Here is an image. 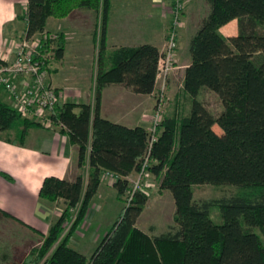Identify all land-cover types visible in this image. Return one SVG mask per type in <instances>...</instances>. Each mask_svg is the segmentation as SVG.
Returning <instances> with one entry per match:
<instances>
[{
    "label": "trees",
    "instance_id": "16d2710c",
    "mask_svg": "<svg viewBox=\"0 0 264 264\" xmlns=\"http://www.w3.org/2000/svg\"><path fill=\"white\" fill-rule=\"evenodd\" d=\"M207 1L211 10L190 41L192 63L185 72L190 113L164 117L151 146L150 130L103 117L101 101L103 90L113 84L138 94L154 93L161 56L157 46H121L108 52L110 0H29L27 10L18 14L28 37L44 32L50 18L63 19L80 8L102 16L95 102L60 103L55 116L61 132L78 146V166L89 167L88 177L44 179L40 197L52 203L63 200L65 208L23 264H264V240L254 230L264 235V0ZM235 19L239 33L222 34L221 28ZM64 51L62 40L56 58ZM203 89L219 96L220 113L199 98ZM18 126L23 143L27 130L40 124L22 118L0 98V131ZM148 152V170L159 179L161 191L172 192L176 208L175 224L154 237L137 227L147 195L128 197V177L141 169ZM104 170L119 175L113 186L119 199L129 203L88 257L71 240L86 219ZM199 184L234 185L243 192L198 201L194 186ZM214 205L220 206L223 222L211 217ZM74 210L77 218L62 237Z\"/></svg>",
    "mask_w": 264,
    "mask_h": 264
},
{
    "label": "crops",
    "instance_id": "0c3cea01",
    "mask_svg": "<svg viewBox=\"0 0 264 264\" xmlns=\"http://www.w3.org/2000/svg\"><path fill=\"white\" fill-rule=\"evenodd\" d=\"M28 1L0 0V58L13 57L14 54L7 46L8 42L16 41L26 34V23L18 18V14L27 10ZM186 1L190 3L196 0ZM171 4V0H110L107 51L111 52L121 46L150 43L162 52L172 21ZM79 10V16H75L74 12ZM74 12L66 18L52 17L48 21L46 30L59 32L63 40L65 39L64 55L62 58L55 57V61L51 62L49 80L62 92L61 103H92L94 95L86 87L82 75L87 73L84 71L90 38L86 32L87 25L91 17L96 21L98 14L87 8ZM73 17L82 20L80 31L74 25L76 21H72ZM186 20L187 23L179 35L177 68L170 77V85L177 79L182 87L186 69L192 63L190 41L201 24L199 21L196 23L190 16H186ZM221 32L225 36L237 35L239 21L235 19L229 22L221 28ZM74 34H78L74 36L78 37L77 40H74ZM74 41L77 45L73 46ZM156 93L157 90L152 94H138L132 88L121 84L107 86L102 93V116L131 128L143 126L150 130ZM212 93L219 98L216 93ZM0 98L11 106V98L2 86ZM179 99L180 97H176L177 105ZM222 110L223 104L220 100L219 113ZM21 128L18 126L9 131H0V264H23L28 255L43 243V235L49 233L52 225L62 215L65 208L63 200L52 203L40 197L44 179L56 176L74 181L82 173L78 166V146L59 127H31L27 130L23 143L18 141ZM13 130L16 137L3 135L10 134ZM113 201L116 205H113ZM118 201L115 187L102 180L90 207V212L94 213L93 218H97V221L101 219L104 223L110 212L119 213L121 207L117 205ZM104 235L99 236L100 240ZM92 240L93 237H77L76 240L72 239L71 245L88 256L93 254L100 242L96 238Z\"/></svg>",
    "mask_w": 264,
    "mask_h": 264
},
{
    "label": "built area",
    "instance_id": "2783aa9c",
    "mask_svg": "<svg viewBox=\"0 0 264 264\" xmlns=\"http://www.w3.org/2000/svg\"><path fill=\"white\" fill-rule=\"evenodd\" d=\"M171 1L172 21L167 43L158 62L156 105L152 115L150 146L157 139L156 132L168 106L170 77L177 68L179 35L181 27L185 25V0ZM58 38V33L47 30L31 37L24 34L18 42H11L10 51L14 56L0 58V86L9 94L11 107L22 118L36 121L45 128L62 127V124L56 122L55 116L63 94L49 80L50 61L56 57V47L52 46V42ZM149 154L150 152L141 169L136 172V179L128 177L131 183L128 191L129 201L143 191V181L150 172ZM102 178L113 185L119 175L106 171Z\"/></svg>",
    "mask_w": 264,
    "mask_h": 264
},
{
    "label": "rangeland",
    "instance_id": "374dc122",
    "mask_svg": "<svg viewBox=\"0 0 264 264\" xmlns=\"http://www.w3.org/2000/svg\"><path fill=\"white\" fill-rule=\"evenodd\" d=\"M186 2V7H185V16H184V24L187 23L186 16L192 17V20H194L196 23L202 22V20L208 16L210 13V4L208 3L207 0H196V1H190ZM95 11V10H93ZM79 12H74L75 16H79ZM96 14H98L97 20L94 21L93 17H91L89 25H87V34L90 37L88 39V50H87V65L84 69L86 75H82V79H84V82H86V87L90 88V91H92V99L94 100L92 103L95 102V84H96V73H97V62H98V55L100 51L99 47V40H100V31H101V13L95 11ZM187 14V15H186ZM74 16V17H75ZM73 17V22L76 23L74 24L76 26V29L78 31L81 30V22L82 20L77 17ZM53 19V18H51ZM58 19V18H56ZM75 19V20H74ZM195 25V23H194ZM183 29V27H181ZM48 32L52 33H58L59 38L57 41L52 42L53 47H57L58 44L63 40L61 37V34L59 32L47 30ZM79 34V33H78ZM78 34H74V36H77ZM79 38H82V36H79ZM18 40L21 39L17 38ZM78 37H74V40H77ZM16 40V39H15ZM16 40V42H18ZM65 41V39H64ZM12 40H10L7 44V46H11ZM72 45H77V42L74 41ZM8 48V47H7ZM179 49V48H178ZM55 57L50 61L53 63L55 60ZM90 69V70H89ZM83 82V81H82ZM168 106L166 108V112L164 114V117L166 116H178V118H182L183 116H186L190 112L191 108V98L190 96L185 93L184 87L181 86L180 80H175L174 83H171L169 85L168 89ZM176 97H180L179 105H177ZM199 98L201 100H204L208 106L216 113L218 114L220 111V100L215 94L212 93V91L208 89H203ZM216 129L218 132L226 136V134L223 132V130L216 125ZM4 136H10L11 138L16 137V133L13 130L10 134H3ZM227 137V136H226ZM228 138V137H227ZM229 139V138H228ZM230 140V139H229ZM82 169V173L86 179L88 177V171L89 167L86 166ZM106 171H111V170H104ZM103 172V174H104ZM114 172V171H113ZM131 176V175H130ZM133 179L137 177V173L131 176ZM194 191H195V197L198 201L202 200H212L216 201L221 198H227L231 197L237 194H240L243 192V189L240 187L234 186V185H213V184H199L194 186ZM142 193H145L148 197L147 203L145 204L143 213L141 217L138 220L137 227L149 234L150 236L154 237L156 235H160L164 232H167L171 229V227L175 224V204H174V198L172 195V192H166V191H161L160 190V183L159 179L153 175L151 172H148V175L145 177V180L143 181V191ZM118 195V194H117ZM126 197V196H125ZM119 199V197H118ZM126 203H129L127 198H125L124 201L119 199L117 205L121 207V209L126 205ZM92 204V203H91ZM113 205H116V202ZM91 207V205H90ZM118 207V208H119ZM120 209V208H119ZM120 209V211H121ZM92 211V210H91ZM119 211V213H120ZM104 213V212H103ZM102 213V214H103ZM119 213L110 212L109 217L106 218V221H103L101 219L93 218V212H89L86 216V219L80 229L74 234L73 238L75 240L77 237H86V238H91L93 237V240L96 238V240H100V238L106 234L114 225L115 221L118 218ZM78 215V210L72 211V217L66 222L65 224V231L62 235H66L71 227L73 226V223L75 222L76 218ZM211 217L216 221V222H223V218L221 216V210L219 205H214L211 208ZM91 223H95L96 225L90 226ZM87 229V227H89ZM257 234H259L262 239L264 240V235L262 234L261 230L259 228L254 229ZM81 231V232H80ZM97 231V233H96ZM80 232V233H79ZM100 233V235H98ZM101 236V237H99ZM72 238V239H73ZM44 239V236H43ZM92 240V241H93ZM72 241V240H71ZM42 245V244H41ZM41 245L39 247H41ZM99 245V243H98ZM97 245V246H98ZM38 247V248H39ZM91 255H88L90 257Z\"/></svg>",
    "mask_w": 264,
    "mask_h": 264
}]
</instances>
